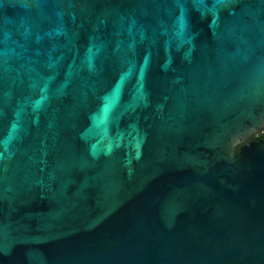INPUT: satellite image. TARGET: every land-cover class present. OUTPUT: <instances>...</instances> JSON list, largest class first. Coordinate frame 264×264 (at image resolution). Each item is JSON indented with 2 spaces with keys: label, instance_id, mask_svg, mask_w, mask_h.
Segmentation results:
<instances>
[{
  "label": "water",
  "instance_id": "obj_1",
  "mask_svg": "<svg viewBox=\"0 0 264 264\" xmlns=\"http://www.w3.org/2000/svg\"><path fill=\"white\" fill-rule=\"evenodd\" d=\"M261 133L264 0H0V264H264Z\"/></svg>",
  "mask_w": 264,
  "mask_h": 264
},
{
  "label": "trees",
  "instance_id": "obj_2",
  "mask_svg": "<svg viewBox=\"0 0 264 264\" xmlns=\"http://www.w3.org/2000/svg\"><path fill=\"white\" fill-rule=\"evenodd\" d=\"M261 138H264V133H261V134H259V135L254 136V137H253V140H255V141H259V140H261ZM238 150H239V149H238Z\"/></svg>",
  "mask_w": 264,
  "mask_h": 264
},
{
  "label": "flooded vegetation",
  "instance_id": "obj_3",
  "mask_svg": "<svg viewBox=\"0 0 264 264\" xmlns=\"http://www.w3.org/2000/svg\"><path fill=\"white\" fill-rule=\"evenodd\" d=\"M264 139V138H261V140Z\"/></svg>",
  "mask_w": 264,
  "mask_h": 264
}]
</instances>
